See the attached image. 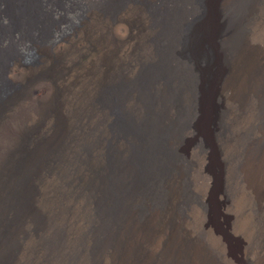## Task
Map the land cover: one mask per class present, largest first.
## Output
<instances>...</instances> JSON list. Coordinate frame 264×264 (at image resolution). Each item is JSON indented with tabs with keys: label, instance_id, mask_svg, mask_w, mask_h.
Instances as JSON below:
<instances>
[{
	"label": "rangeland",
	"instance_id": "374dc122",
	"mask_svg": "<svg viewBox=\"0 0 264 264\" xmlns=\"http://www.w3.org/2000/svg\"><path fill=\"white\" fill-rule=\"evenodd\" d=\"M200 1L83 0L72 33L14 69L22 89L0 108V264H264V0L242 1L237 32L223 17L238 0ZM164 10L179 15L168 35ZM164 61L170 85L152 69ZM129 118L150 124L155 148L117 129ZM159 139L172 151L153 159Z\"/></svg>",
	"mask_w": 264,
	"mask_h": 264
},
{
	"label": "bare ground",
	"instance_id": "6f19581e",
	"mask_svg": "<svg viewBox=\"0 0 264 264\" xmlns=\"http://www.w3.org/2000/svg\"><path fill=\"white\" fill-rule=\"evenodd\" d=\"M195 1L197 3L201 2L200 0H195ZM213 1L214 0H203V2H204L203 4H204L205 8L206 9H208V8L212 9ZM242 1L243 0H238V2H237V0H236L237 3L235 5H233L232 7H230V9L227 13L224 12L225 15H224L223 19L227 20L226 21L227 22V29H229V30H233L235 27V23L237 22V20H236V15H237L236 11L237 10L236 9L241 7L240 4L242 3ZM86 6H85V3L83 2V0H0V108L3 106L5 107L10 101H12L15 98V96L22 89V86L20 83L18 84V83H15L13 81V78L15 76L14 73H16V70H14V69L17 67H20V68L21 67H24V68L28 67V68H30V67L38 66L40 63L41 52L44 50V48L51 49V48L57 46L60 42H62L61 40L66 38L69 34H71L76 29V27L79 25V23L84 19L85 14L88 10V7H86ZM176 8L179 11H181L180 7L177 6ZM211 9H210V11H211ZM171 12H174V11L164 10L163 12L160 13V15H163L161 22H163L162 27H164V29H163L165 32L164 35H168L170 33V30L173 29L174 22H176L177 18L179 17L178 12H176L174 14H172ZM202 12H205V11H202ZM206 12H207V10H206ZM184 21H186V20H184ZM225 28H226V26H225ZM189 31H190V26L185 25V28L182 30V33H181V40H180L181 47H182V45H184L186 43L187 36H188L187 34L189 33ZM233 31L237 32L236 30H233ZM213 33H214V31H213ZM225 36H227V34ZM230 37H232L231 34H230ZM232 38L235 39L234 34H233ZM228 39L230 40V38H228ZM219 41H220L219 43L221 45V48H220V45H219V48L222 49L221 51L224 52L225 57H230V55H232V52H233V44H229L228 46H224V42H223L224 40L222 39V37L219 38ZM188 43H189V41H188ZM209 45H211V44H209ZM164 53H165L163 55L164 57L165 56L168 58L170 57V52H169V54L167 52H164ZM176 53L178 56L181 57V54H184V51H182V53H181V48H179L176 51ZM214 54L216 55V53H214ZM215 55L212 56L213 63L217 60V57H216L217 55L216 56ZM182 58H184V57H182ZM167 63H168L167 61L161 62L156 67L152 66V69L156 68V72L158 70H161V72L163 74H166L163 76V78L166 79L167 81L171 80L170 82H166V83H168L167 85H170L171 82L173 81V79L171 77V75H172L171 72H172L173 67H172V65L171 66L167 65ZM212 66L215 68L214 70L219 77L220 70L218 69L217 65H212ZM174 69H176V68H173V73H174ZM190 72H192V71H190ZM149 73H151V72H149ZM187 75H188V73L186 75H184V74L182 75L183 79L181 81V85L185 86V88L189 90V89L193 88L192 87L193 83H192L191 79L189 78L190 76H187ZM195 75H197V74H195ZM213 77H215V76H213ZM194 78H196V77H194ZM149 81L147 80L146 83H148ZM178 86H179V84H178ZM171 87L173 89V86H171ZM195 88H196V86H195ZM144 89H146V88H144ZM176 93H174L175 96H173L174 98H172V100L174 103L178 104L179 99L176 98L177 97ZM182 93H184V92H182ZM148 96H149V94H148ZM115 97H116V95H115ZM148 104H150V103H148ZM112 106H113L112 113L115 117H117V106H118V104L116 103V105H112ZM194 110H196V109H194ZM181 115H186V110H185V107H183V106H181ZM188 120H189V116H188V118H186L181 123V125L186 124L188 122ZM118 123H119V121L117 119V124ZM120 123H122V122H120ZM120 123H119L120 126H117V129L119 131H123V130L125 131L126 130L127 134H129L130 136L136 135L137 139H139L142 142L145 141L147 143V144H144V146H147L148 149L155 148L150 143L151 139H147V136H149V133H147V132H148V130L151 131L150 130L151 128H148V126H150V124L148 126H144L143 130H140L139 124L137 125L133 119L131 120V118H129L127 120L125 119L123 121L122 125ZM157 138H159V137H157ZM165 139H167V138H165ZM165 139L157 140L158 146L157 145L156 146L159 150H161V152H159V150H157V148H156L154 150V156L152 157L153 159L156 158V156H157L156 153H163L164 157H169V155L166 152H168V151L170 152V151H172V149L170 150V148L167 147V144L164 141ZM162 141H163V144H162ZM139 154L140 153H137V154L134 153V156H136L139 159L138 162H139V164L142 165L141 168L143 170L145 168L154 167L153 166V164H154L153 160H151V159L145 160L144 158H141V156H140V158H141L140 159L138 157ZM138 159H136V160H138ZM176 159H178V158H176ZM164 162L166 163V161H164ZM166 169H167V167H166ZM165 170L163 172H165ZM142 178H144V177H142ZM150 183H151V181H150ZM145 185H146V183H145ZM155 185H156V183H155ZM9 260H8V262H9ZM5 264H8V263H5ZM12 264H16V263H12Z\"/></svg>",
	"mask_w": 264,
	"mask_h": 264
}]
</instances>
